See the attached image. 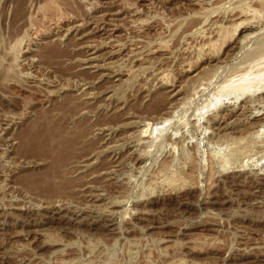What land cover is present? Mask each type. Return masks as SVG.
<instances>
[{
    "label": "rangeland",
    "instance_id": "1",
    "mask_svg": "<svg viewBox=\"0 0 264 264\" xmlns=\"http://www.w3.org/2000/svg\"><path fill=\"white\" fill-rule=\"evenodd\" d=\"M262 57L264 0H0V264H264Z\"/></svg>",
    "mask_w": 264,
    "mask_h": 264
},
{
    "label": "bare ground",
    "instance_id": "2",
    "mask_svg": "<svg viewBox=\"0 0 264 264\" xmlns=\"http://www.w3.org/2000/svg\"><path fill=\"white\" fill-rule=\"evenodd\" d=\"M255 13L257 12L255 11ZM251 65L252 66L250 67V69L248 68L249 70L247 69L246 73H244L243 75L240 74L239 78L236 77L237 80L236 79L233 80L232 78L231 81L229 80L226 84H224V86L222 87L223 92L226 91L229 92L231 90L232 91L234 90L238 92L243 91L246 93L247 91L251 92L254 89L255 90L264 89V57L260 58V60L255 61Z\"/></svg>",
    "mask_w": 264,
    "mask_h": 264
}]
</instances>
